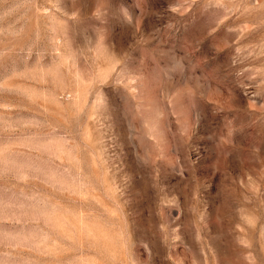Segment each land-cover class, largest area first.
<instances>
[{"label":"rangeland","instance_id":"1","mask_svg":"<svg viewBox=\"0 0 264 264\" xmlns=\"http://www.w3.org/2000/svg\"><path fill=\"white\" fill-rule=\"evenodd\" d=\"M0 264H264V0H0Z\"/></svg>","mask_w":264,"mask_h":264}]
</instances>
